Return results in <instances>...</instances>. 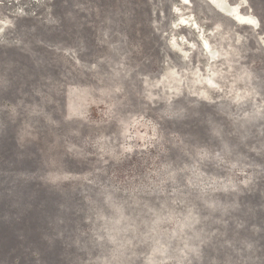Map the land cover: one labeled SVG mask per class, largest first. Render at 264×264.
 <instances>
[{"label": "rangeland", "instance_id": "rangeland-1", "mask_svg": "<svg viewBox=\"0 0 264 264\" xmlns=\"http://www.w3.org/2000/svg\"><path fill=\"white\" fill-rule=\"evenodd\" d=\"M28 1L0 0V264H264V0Z\"/></svg>", "mask_w": 264, "mask_h": 264}, {"label": "bare ground", "instance_id": "bare-ground-1", "mask_svg": "<svg viewBox=\"0 0 264 264\" xmlns=\"http://www.w3.org/2000/svg\"><path fill=\"white\" fill-rule=\"evenodd\" d=\"M34 1L29 0L27 7L30 8V7L35 6V3H33ZM185 1L188 2V0H185ZM205 1H208V3H213L222 14L223 13L226 14L235 23L243 24L249 27L251 26L253 27L257 24L256 17L250 13L242 12L236 3H231L228 0H205ZM26 14H29V13H26ZM176 22L182 26H186V27H189L190 29H194L198 33L201 32L200 27L197 24V22L194 21L192 18H190V16L180 15L177 18ZM201 43H202V49H205L208 51L207 53L209 54L210 58H214L216 55V52L211 47L209 41H207L206 39H202Z\"/></svg>", "mask_w": 264, "mask_h": 264}, {"label": "water", "instance_id": "water-1", "mask_svg": "<svg viewBox=\"0 0 264 264\" xmlns=\"http://www.w3.org/2000/svg\"><path fill=\"white\" fill-rule=\"evenodd\" d=\"M209 6H211L215 11H217L218 13H220V11L218 10V8L213 4V3H208V1H205ZM221 14V13H220ZM221 15H225V17L227 16L226 14H221ZM228 18V17H227Z\"/></svg>", "mask_w": 264, "mask_h": 264}]
</instances>
